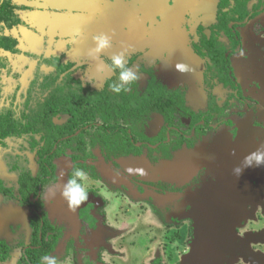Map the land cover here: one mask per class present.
<instances>
[{"label":"flooded vegetation","instance_id":"flooded-vegetation-1","mask_svg":"<svg viewBox=\"0 0 264 264\" xmlns=\"http://www.w3.org/2000/svg\"><path fill=\"white\" fill-rule=\"evenodd\" d=\"M10 1L20 4L19 12L26 25L8 31L9 35L19 39L21 54L7 52L4 55L10 61L13 73H19L16 80L22 82V87L31 79L37 64L41 65V71L54 70L45 63L52 56L63 57V61L72 64L71 71L85 84L94 82L101 87L106 79L118 78L119 70L113 73L107 69V58L113 53L124 52L127 65L141 73L140 79L133 84L141 81L145 86L154 74L172 88H180L189 99L188 104L192 103L195 116L200 117L201 128L195 126L194 118L180 114L177 116L181 123L167 126L163 115L154 112L144 125L136 124L138 141L134 150L126 148L121 153L110 154L101 129L107 125L116 130L118 124L106 123L96 115L94 123L88 120L87 125L81 123L74 127L72 115L59 112L54 123L68 125V132L73 133L65 135L55 147L54 152L59 153L57 160L53 159L57 161V169L46 175L49 181L37 189H28L27 197L22 198L18 195L20 174L10 169L7 157H22L30 175L41 176L39 151L45 142L40 134L28 133L15 141H7V147L0 143V181L14 193L11 197L0 192V208L20 213L17 221L10 223L8 235L0 234V242L8 247V261H0V264H28L27 260L34 253L58 254L68 240V246L72 245L80 264H181L195 248L199 216L195 207L197 200L206 194L210 196L207 202L203 201L204 207H199L209 210L205 211V216H214L222 208H229L227 203H222L228 201L229 194L222 197L223 189L216 190L223 184L251 194L241 221L235 227L238 249L234 255L226 254L221 264H253L243 253L245 248L260 254L264 264V247L260 245V241L264 242V230L258 231V228H264V166L245 168L239 176L233 173V168L240 165L248 153L264 147V0H163V7L158 12L133 0H87L82 3L83 8L79 0H74L72 6L76 17L73 19L69 8L54 7L46 0H33L36 6L30 5V0ZM94 1L107 10L110 7L107 16L98 12L96 22ZM206 3L210 7L201 9ZM214 8H217L216 15L210 17ZM34 10L47 14L49 19L61 16L72 28L64 33L61 27L54 28L53 22L45 21L43 17L35 26L25 18ZM82 16H90V20L82 22ZM135 18L137 24L132 26ZM98 22L100 25L95 26ZM102 24L108 25L105 32L117 42V47L107 50L103 57L93 59L89 55L92 36ZM240 28L249 36L246 43ZM74 29L82 32L76 41L71 40ZM120 30L125 33L123 37ZM188 37L191 49L185 45ZM194 55L204 61L203 70L192 61ZM221 59L228 67L225 81L214 74L215 68L223 63ZM176 62H184L192 71L174 73L172 67ZM100 63L105 65L103 72L98 71ZM2 76L0 109L8 106L6 98L14 83L6 71ZM197 76L199 82L195 79ZM247 116L251 117V122ZM119 126L128 127L125 122ZM142 133L151 140H144ZM196 154H200L196 172L185 177L186 172L191 173L186 157ZM91 158L96 159L105 171L114 174L112 180L115 183L128 178L140 181L139 188L146 200L144 204H135L124 197L107 198L110 204L105 208V214L110 223L120 224V235L115 231L101 233L102 217L96 212L99 209L95 199L81 204L77 226L71 220L53 215L54 199L49 200L48 195L58 185L61 173L71 176L72 164L75 168ZM187 166L188 170L185 169ZM140 167L145 169L142 175L127 171ZM182 176L184 178H180ZM255 191L260 195L255 197ZM205 221L213 224L212 220ZM53 233L59 235V242L50 251L47 239ZM180 245L183 247L177 249ZM92 252L100 254L96 258ZM175 257L177 260L173 261Z\"/></svg>","mask_w":264,"mask_h":264},{"label":"trees","instance_id":"trees-1","mask_svg":"<svg viewBox=\"0 0 264 264\" xmlns=\"http://www.w3.org/2000/svg\"><path fill=\"white\" fill-rule=\"evenodd\" d=\"M19 11L20 4L12 3L10 0H3L0 4V92L3 90L1 86L4 71L12 76L11 79L14 81L6 98L8 106L0 109V143L7 147V141H15L28 133L40 134L45 142L39 151L42 159L41 176L32 177L22 157L11 156L9 159L7 157L10 169L20 174L19 197H27L28 189H37L39 185L47 183L49 179L46 175L57 169L55 160L59 153L54 152L55 147L61 140H64L65 135L72 132H68V125L58 126L54 123V117L59 112L70 113L74 127L81 123L83 125L89 122L94 123L96 115L106 123L113 121L118 124L116 130L107 125L101 129L105 137L103 140L106 142L105 147L110 154L121 153L126 148L134 150L138 141L135 136L136 124L144 125L147 118L154 112L163 115L167 126L171 127L175 123H181L177 116L180 114L194 118L195 126L198 129L201 128L198 124L200 117L195 116L196 113L191 107L192 103L188 104L189 99L187 100L185 93L180 88H172L171 85L158 80L151 70H146L151 75L153 74L147 85L144 86L143 82L139 81L130 86V91L116 94L110 88V85L116 82V78L106 79L101 87H97V83L94 82L92 85L85 84L77 74L71 71L72 64L63 61V57L52 56L48 57L49 60L45 63L52 66L54 70L41 71V65L37 64L31 72V79L22 87V82L16 80L19 73H13L10 61L4 55L7 52L20 55L22 52L19 39L8 34V31L15 27L26 25ZM27 54L33 56L30 51H27ZM221 62H223L222 59ZM227 70L228 67L223 62L221 66L215 68L214 74L225 81ZM121 122H125L128 127L120 128ZM141 136L144 140L147 139L144 133ZM105 147L103 146L104 149ZM0 192L5 196H14L13 191L6 189L1 181ZM58 242L59 235L53 233L47 239V249L51 251ZM0 251L2 252L0 261H8L6 244L0 242ZM44 255H46L45 252L34 253L27 262L28 264H41Z\"/></svg>","mask_w":264,"mask_h":264},{"label":"rangeland","instance_id":"rangeland-1","mask_svg":"<svg viewBox=\"0 0 264 264\" xmlns=\"http://www.w3.org/2000/svg\"><path fill=\"white\" fill-rule=\"evenodd\" d=\"M1 1L2 0H0V3H1ZM27 1L29 2V0H27ZM46 1L48 2V4H52L54 7L62 5L63 8H66V9L69 8L70 9L69 11L72 14L71 18L73 19V17H76L75 16L76 13L73 12L75 8L72 6V3L77 1V0H75V1L74 0H46ZM79 1H80L79 5H82L83 2H87V0H79ZM88 1H91V0H88ZM214 3L216 4V1ZM30 5L36 6V3L34 4L33 0H30ZM37 6H38V4H37ZM94 8L96 10V16L94 17L95 22L99 18V16L97 15L98 12H99V14H101V16H107L109 14L108 10L110 11V9H109L110 7L107 10L105 7H102V5L99 4L97 1H94ZM39 12H40L39 10L31 11L30 13H27L25 15V18L30 23L35 24V26L37 23H39L41 21L40 19H42V17L45 18V21H50V22L55 21V22H57L56 26L61 27V30L64 33H66L68 29L72 28V26L69 24L58 23L59 20L63 19L61 16L55 17L54 19L53 18L49 19L50 17L47 14L46 15L45 14H39ZM216 12H217V8L212 9L209 16L215 17ZM106 28H109L108 25L102 24L101 27H98L97 29H95V32H97V33L105 32ZM239 31L243 35L244 43H246L249 39V36L245 35V29L240 28ZM191 33H192V31H191ZM185 45L190 49L192 48V46L190 44V37H188L185 40ZM85 47H86V45L84 46V48ZM114 47H117L116 41L115 42L113 41L112 48H114ZM77 51H78V49H77ZM192 61L197 62L198 67H200L202 70L205 68L204 61L202 59H200L198 56L194 55L192 57ZM16 67L18 68V66H16ZM198 78H199L198 76L195 78L196 81L198 80ZM198 82H199V80H198ZM0 105H2V103ZM247 117H248L249 122H251V117L250 116H247ZM159 121H160V119H159ZM159 121H158V123H159ZM199 155L200 154H196L195 156H191V158L186 157L187 158L186 165L190 166L189 170L191 173L186 172L185 175L183 174L185 177L188 174L192 175L193 173L196 172V168L198 167L197 164H199L198 161H200ZM142 165H144V164H142ZM66 167L67 166L64 165V170H66ZM73 168H74V165L72 164L71 169L73 170ZM75 168L83 169L87 173V179H86V181H84V186L89 191V199H95L98 202L97 209H99V210H97L96 212L99 213L102 217L101 224L103 225V231H101V233H106L108 231H115L118 233V235H120V233H122V231H119L120 224L115 225V224L110 223V221L108 220V217L105 214L106 213L105 208L110 204V200L109 199L107 200V198H113V197L122 198V197H124L126 199L133 201V203H135V204H141V203L144 204L146 200H143L144 199V195H143L144 193L139 188V186H141L140 181H138V180L131 181L128 178V179H119L115 183L112 180L114 174L111 171H105V169L100 166L99 162L93 158L89 159L87 161V163L80 162L79 164L75 165ZM140 168L143 169L142 167H140ZM185 169L188 170V166H187V168L185 167ZM143 170H145V169H143ZM176 172L180 174V172H178L177 169H176ZM147 173H150V172H147ZM71 176H72V174H71ZM71 176L66 174V172L61 173V179H60L58 185L55 188L51 189V191L48 195V198H49V200L54 199V202H53L55 204L54 205L55 211H53L54 216H58L59 218H62L64 220H71L77 226V223H79V221H78L79 219L77 220L78 209L80 208L81 205L75 211L70 210L68 207V204L60 195L63 184L65 183V181L67 179L71 178ZM176 178H178V177H176ZM180 178H184V177L182 176ZM127 212H128V210H127ZM259 230L263 232L264 228L263 227L258 228V231ZM100 238H103V237L101 236ZM66 242L67 243H65L64 246L62 244L59 253L55 254V256L57 257V264H80V260H79L78 256H76L75 250L72 249V245L68 246L69 240ZM262 242L263 241H260V245H261V247H264V246H262V245H264V242L263 243ZM260 245H257V247H260ZM180 247H183V246L180 245L179 247H177V249H180ZM263 251H264V248H263ZM91 254H92V256H95L97 258V255L100 254V252L99 253H96V252L93 253L92 252ZM165 254H168V252H165ZM169 258H171V260H172V256H170ZM176 260H177V257L173 258V261H176ZM111 262L113 263V260H111Z\"/></svg>","mask_w":264,"mask_h":264},{"label":"water","instance_id":"water-1","mask_svg":"<svg viewBox=\"0 0 264 264\" xmlns=\"http://www.w3.org/2000/svg\"><path fill=\"white\" fill-rule=\"evenodd\" d=\"M145 8H151L154 12H158L164 4L163 0H133ZM223 189L220 194L222 197L229 194L228 201L223 200L222 203H227L229 208H222L219 214L205 216V211L199 207L203 206V203L208 201L209 195L198 199L196 210L199 211L197 217V233L195 240L194 251L183 259L181 264H221L224 261L226 254L234 255L236 253L237 244L235 242V227L240 223L243 210L246 204L249 202V195L244 191L238 190L236 187H231L228 184H223L216 188ZM258 191L254 192V196L257 197ZM205 201V202H203ZM233 205V206H232ZM204 207V206H203ZM202 214L200 216V212ZM207 220H212L213 224L209 225ZM211 226V227H209ZM247 247V245H246ZM240 251V250H238ZM247 256L246 258L252 261L253 264H263L261 261L263 257L260 254H256L249 248L242 250Z\"/></svg>","mask_w":264,"mask_h":264},{"label":"clouds","instance_id":"clouds-1","mask_svg":"<svg viewBox=\"0 0 264 264\" xmlns=\"http://www.w3.org/2000/svg\"><path fill=\"white\" fill-rule=\"evenodd\" d=\"M82 32L80 29H74L71 40L76 41L80 39ZM113 46L112 36L105 32H100L92 36V47L89 49V55L93 59L103 57L107 50ZM109 63L107 69L115 73L118 71V78L116 82L110 85L111 91L116 94L127 92L131 90V85L137 82L141 73L134 67H129L125 59V53H113L107 58ZM98 71L103 72L105 65L100 63L97 65ZM175 69L180 73H187L192 71L189 65L184 62H177ZM234 154V153H233ZM264 166V147H259L256 150L248 153L240 165L233 168V173L239 176L243 169L248 167ZM129 173L135 171L137 174H143V169H127ZM87 179V173L80 168H74L71 178L67 179L62 186L60 195L68 204L70 210L75 211L81 204L88 201L89 191L84 186V181ZM41 264H57V257L55 255H45L41 259Z\"/></svg>","mask_w":264,"mask_h":264},{"label":"crops","instance_id":"crops-1","mask_svg":"<svg viewBox=\"0 0 264 264\" xmlns=\"http://www.w3.org/2000/svg\"><path fill=\"white\" fill-rule=\"evenodd\" d=\"M207 4V3H206ZM210 6H209V4H207V5H205V6H203L201 9H204V8H206V9H208ZM82 8H83V5H82ZM55 17H58V16H53V19L55 18ZM45 19V18H44ZM88 19L90 20V16L89 17H84V16H82L81 18H80V21H82V22H86V21H88ZM118 20H122L121 18H117ZM64 19H61V20H59L58 21V23H60V24H62V23H64ZM53 22V27L55 28V27H57L56 26V24H57V22H55V21H52ZM135 23L137 24V20H136V18L135 19H133V24H132V26H136L135 25ZM59 24V25H60ZM100 25V23L98 22V23H96L95 24V26H99ZM119 34H120V36L121 37H123L124 35H125V33H124V31L122 30H120L119 31ZM177 63V62H176ZM173 68V72L174 73H180V72H178L176 69H175V65H174V67H172ZM20 216V213H15L14 211H12V210H9V209H4V210H2L1 208H0V234H3V235H8L7 233L9 232V226H10V223L11 222H15V221H17V219H16V217H19Z\"/></svg>","mask_w":264,"mask_h":264}]
</instances>
